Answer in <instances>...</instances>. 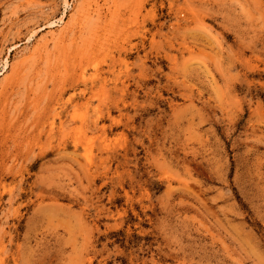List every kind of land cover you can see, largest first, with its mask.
Listing matches in <instances>:
<instances>
[{
	"label": "rangeland",
	"instance_id": "374dc122",
	"mask_svg": "<svg viewBox=\"0 0 264 264\" xmlns=\"http://www.w3.org/2000/svg\"><path fill=\"white\" fill-rule=\"evenodd\" d=\"M0 264H264V0H0Z\"/></svg>",
	"mask_w": 264,
	"mask_h": 264
},
{
	"label": "bare ground",
	"instance_id": "6f19581e",
	"mask_svg": "<svg viewBox=\"0 0 264 264\" xmlns=\"http://www.w3.org/2000/svg\"><path fill=\"white\" fill-rule=\"evenodd\" d=\"M54 25V24H53Z\"/></svg>",
	"mask_w": 264,
	"mask_h": 264
}]
</instances>
